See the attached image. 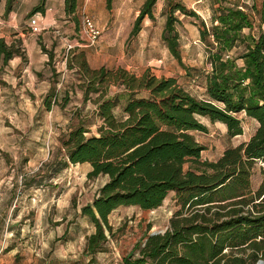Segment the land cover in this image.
<instances>
[{
    "label": "trees",
    "instance_id": "obj_1",
    "mask_svg": "<svg viewBox=\"0 0 264 264\" xmlns=\"http://www.w3.org/2000/svg\"><path fill=\"white\" fill-rule=\"evenodd\" d=\"M13 1L6 0V11ZM45 1L39 0L27 17L43 13ZM112 1L106 0L109 8ZM156 1H144L131 37L146 15L154 19ZM77 8L78 0H64V12L76 25ZM164 13L161 39L181 64L176 13L199 21L210 65L196 75L203 95L193 94L175 77H157L148 70L137 75L105 65L91 69L84 59L75 61L82 74L83 101L96 95V134L86 135L87 122L73 125L42 169L51 179L69 164L88 163L89 179L107 177L80 212L94 228L83 248L91 262L119 230L109 222L113 210H153L172 192L176 209L165 231L148 230L122 264H254L264 260V0L218 6L209 24L179 0H165ZM246 28L256 34L244 33ZM238 47L241 51L232 56ZM14 56L24 58L21 40L8 43L0 38V67ZM113 85L121 90L109 95ZM56 100L58 92L48 93L44 108L50 110ZM241 114L257 123L250 138L227 147L216 160H203L204 148L192 134L206 131L202 119L223 124L226 134L234 137L243 133ZM257 163L262 179L253 189Z\"/></svg>",
    "mask_w": 264,
    "mask_h": 264
},
{
    "label": "rangeland",
    "instance_id": "obj_2",
    "mask_svg": "<svg viewBox=\"0 0 264 264\" xmlns=\"http://www.w3.org/2000/svg\"><path fill=\"white\" fill-rule=\"evenodd\" d=\"M144 1L113 0L111 8L113 18L117 20L106 32L110 33L112 40H116L115 46L127 37L129 25L139 15ZM179 1L192 10L188 4L192 0ZM243 1L222 0L204 12L213 0H202L200 4L206 6L194 8L204 19L200 18L209 24L214 8L241 5ZM164 5L165 0L156 1L152 9L154 19L146 15L141 30L126 39L122 51L118 47L110 49L109 53L117 55L112 63L137 75L148 70L157 77H175L179 84L201 97L204 88L196 75L199 70H210V65L200 41L199 21L176 13L180 19L175 26L179 34L181 64L172 57L161 39L166 18ZM80 19L77 25L71 19L75 34L70 28L66 29V33L84 44L86 40L81 39ZM243 32L256 34L254 29L246 28ZM241 49L235 48L231 55L236 56ZM59 58L55 66L59 69L65 66L67 70L62 84H51L55 76L50 73L47 78L50 84H0V264H122L123 258L131 253L135 244L143 241L148 230L151 233L167 228L176 209L174 194L169 193L163 203L153 210H141L135 206L116 208L108 218L113 229L119 230L109 239L105 251L98 253L93 262L90 256L84 254L85 237L94 228L88 218L80 214L81 208L92 202L107 177L89 179L87 173L91 167L88 163L69 164L51 179H47L42 169L73 125L89 123L86 134L89 136L96 134L99 124L93 113L96 95H90L87 102L83 101L82 74L75 62L83 59L82 53L69 49L64 65ZM69 59L77 65L70 72L66 67ZM237 62L241 64V60ZM186 67L190 68L193 77L187 75ZM119 90L113 85L109 87L108 94ZM53 91L58 92V100L52 103L50 110H46L43 100ZM65 97L67 100H64ZM240 117L243 133L234 137L226 134L223 124L202 119L206 131L192 134L204 148L201 152L203 160H216L227 147L237 146L250 138L256 122L243 114ZM261 179L260 164L257 163L252 171L253 189Z\"/></svg>",
    "mask_w": 264,
    "mask_h": 264
},
{
    "label": "crops",
    "instance_id": "obj_3",
    "mask_svg": "<svg viewBox=\"0 0 264 264\" xmlns=\"http://www.w3.org/2000/svg\"><path fill=\"white\" fill-rule=\"evenodd\" d=\"M38 1L14 0L10 10L6 11V0H0V38H4L8 43L20 39L21 47L24 50V58L14 56L5 66L0 67V84H50L47 79L49 78L48 73L55 76V80L53 78L51 84H62L64 73L67 70L65 66L60 69L57 68L55 62L60 57V62L64 65L69 49L80 51L83 59L91 69H97L104 65L118 67L112 63L117 55H112L109 51L114 47H118L120 51L124 49L125 41L130 36L134 22L129 25L127 37H124L120 44L115 46L116 40H112L110 33L106 32L110 31L113 23L117 20L113 18L111 6L110 8L107 6L106 0H78V17L87 14L101 30V35L95 44L96 47L86 49L85 47H88L86 43H80L66 33V29L69 28L71 33L75 34V31L70 16L64 12V0H46L44 12H38L34 15L37 17V25L31 28L28 25L30 17H27V14ZM192 1L188 4H190L193 11L203 18L194 7L203 8L206 5L202 6L200 4L202 0ZM181 2L183 3V1ZM250 2L251 0L243 1L244 4H250ZM214 3L215 0H213V4L206 6V9L204 7V12H208ZM206 16L208 17L209 14H206ZM81 39H84V37L81 36ZM70 63L72 64L71 59H69V64L66 66L68 72L72 70ZM111 63L112 65H110Z\"/></svg>",
    "mask_w": 264,
    "mask_h": 264
},
{
    "label": "built area",
    "instance_id": "obj_4",
    "mask_svg": "<svg viewBox=\"0 0 264 264\" xmlns=\"http://www.w3.org/2000/svg\"><path fill=\"white\" fill-rule=\"evenodd\" d=\"M28 25L31 28H34L37 25V17H35L34 15L31 16L29 18ZM80 32L86 40V44L88 46L95 45L101 35V30L97 27L94 20L87 14H82L81 16Z\"/></svg>",
    "mask_w": 264,
    "mask_h": 264
},
{
    "label": "water",
    "instance_id": "obj_5",
    "mask_svg": "<svg viewBox=\"0 0 264 264\" xmlns=\"http://www.w3.org/2000/svg\"><path fill=\"white\" fill-rule=\"evenodd\" d=\"M164 231L165 230H163V231H153L150 234L163 233ZM255 264H264V261L262 259H260Z\"/></svg>",
    "mask_w": 264,
    "mask_h": 264
}]
</instances>
